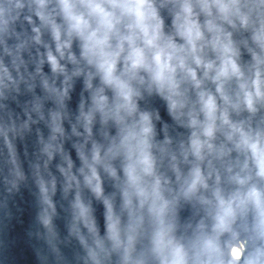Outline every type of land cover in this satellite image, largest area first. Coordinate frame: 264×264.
I'll return each mask as SVG.
<instances>
[{
    "label": "clouds",
    "instance_id": "clouds-1",
    "mask_svg": "<svg viewBox=\"0 0 264 264\" xmlns=\"http://www.w3.org/2000/svg\"><path fill=\"white\" fill-rule=\"evenodd\" d=\"M152 97L171 123L142 107ZM40 122L33 180L54 253L59 182L91 264H264V0H0L9 194L26 179L15 141ZM85 190L104 205L103 236Z\"/></svg>",
    "mask_w": 264,
    "mask_h": 264
},
{
    "label": "water",
    "instance_id": "water-1",
    "mask_svg": "<svg viewBox=\"0 0 264 264\" xmlns=\"http://www.w3.org/2000/svg\"><path fill=\"white\" fill-rule=\"evenodd\" d=\"M46 73L49 72L47 66L44 67ZM83 91V81L78 79L75 82L74 89L71 91V99L67 102L70 112L75 114L78 111V105ZM36 94L40 95V89H36ZM86 96L87 93H84ZM28 97H21V102ZM142 107L158 108L162 121L171 123L163 103L155 97L146 98L141 102ZM16 113L23 115L21 107L12 103L10 105ZM46 109L51 108V102H47ZM66 131L70 132V125L65 122ZM159 128V125H158ZM47 139L49 135L48 128L43 122L32 125V131L26 133L22 139L18 138L15 143L19 160L26 179L20 184L19 190L9 194L3 184V176L7 173L6 153L0 152V264H91L88 256L82 247L79 239L72 231L74 223L71 208V200L74 193L64 196L60 183H57V190L52 200L55 204V214L52 217V226L55 233L53 244L57 249L54 253L51 245L48 243L46 230L39 221L41 212V203L39 199V190L33 180L32 165L39 162L43 166V157L40 156L39 136ZM66 140L64 149L69 153L76 168L80 166L75 149L72 147L73 141ZM2 149V142H0ZM60 162L57 156L49 165V171L61 179L56 165ZM103 175V174H102ZM105 194L114 191L112 183L106 177L104 178ZM85 198L91 200L94 210L93 215L96 219L97 227L101 236L104 235V205L96 200L89 192L85 190ZM190 210L185 206L180 210L181 217L189 215ZM81 231L86 233V229L81 226ZM115 264V257H113Z\"/></svg>",
    "mask_w": 264,
    "mask_h": 264
}]
</instances>
